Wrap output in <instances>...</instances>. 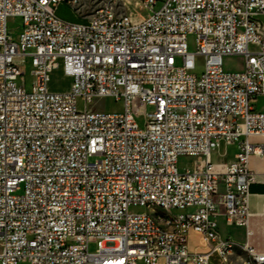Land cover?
Listing matches in <instances>:
<instances>
[{
  "label": "built area",
  "instance_id": "built-area-1",
  "mask_svg": "<svg viewBox=\"0 0 264 264\" xmlns=\"http://www.w3.org/2000/svg\"><path fill=\"white\" fill-rule=\"evenodd\" d=\"M62 1L0 0V264H230L220 218L251 234L249 160L264 156V0H140L139 21L111 0L85 23L59 17ZM106 98L122 110H96ZM159 210L181 234L151 224Z\"/></svg>",
  "mask_w": 264,
  "mask_h": 264
},
{
  "label": "rangeland",
  "instance_id": "rangeland-1",
  "mask_svg": "<svg viewBox=\"0 0 264 264\" xmlns=\"http://www.w3.org/2000/svg\"><path fill=\"white\" fill-rule=\"evenodd\" d=\"M126 3V8L128 11H131L134 13V19L135 20H142L146 18L150 12L151 9L144 6V4L140 0H123ZM111 0H72L70 5L67 1H62L58 4L56 8V14L71 22H79V23H85L87 18L91 16L98 8L104 6L105 4H109ZM161 2H158V4L154 7L155 10L159 9L161 6ZM261 20L264 24V15L260 16ZM22 21L20 18H12L9 21L10 28L13 30H17ZM193 36H190V42H192ZM190 48L192 49L193 46L190 45ZM17 63L20 65L21 68L25 71V76L28 81V87H30V81L32 80V77L30 76V64H26L22 62L20 59L16 60ZM224 67L228 70H238L242 67V59L237 56H228L224 58ZM71 83V79L64 75L63 70L57 69L54 71L52 75V81L50 83V88L54 90H66L69 88ZM255 107V105H254ZM94 108L96 110H106V111H121L122 106L120 102L115 101L112 98H106L98 100ZM256 108V107H255ZM147 112L151 113L154 111V106L147 105L146 107ZM94 160V158H92ZM191 164L193 163L192 159L188 158H181L180 159V167H182L185 164ZM20 193V192H18ZM140 211H146V209L139 208ZM196 239V238H194ZM96 250V243L92 242L90 244V251ZM22 264H28V263H22Z\"/></svg>",
  "mask_w": 264,
  "mask_h": 264
},
{
  "label": "crops",
  "instance_id": "crops-1",
  "mask_svg": "<svg viewBox=\"0 0 264 264\" xmlns=\"http://www.w3.org/2000/svg\"><path fill=\"white\" fill-rule=\"evenodd\" d=\"M255 109L264 112V96L254 100ZM238 143L221 144L214 152V160L217 162H228L234 160L239 152ZM250 168L257 173V181L250 186V210L252 216L249 222L251 234L247 236L246 229L228 224L220 218V233L222 237H229L235 242L230 264H241L246 253L242 250V244L248 241L259 251L264 252V156L253 155L249 160Z\"/></svg>",
  "mask_w": 264,
  "mask_h": 264
},
{
  "label": "bare ground",
  "instance_id": "bare-ground-1",
  "mask_svg": "<svg viewBox=\"0 0 264 264\" xmlns=\"http://www.w3.org/2000/svg\"><path fill=\"white\" fill-rule=\"evenodd\" d=\"M165 220H170V212L167 210H159V216H151V224L162 225V234H181L180 225H165Z\"/></svg>",
  "mask_w": 264,
  "mask_h": 264
}]
</instances>
